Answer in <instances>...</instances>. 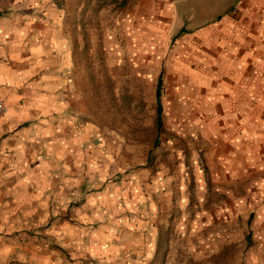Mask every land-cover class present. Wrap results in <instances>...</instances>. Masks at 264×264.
I'll list each match as a JSON object with an SVG mask.
<instances>
[{
    "label": "rangeland",
    "instance_id": "1",
    "mask_svg": "<svg viewBox=\"0 0 264 264\" xmlns=\"http://www.w3.org/2000/svg\"><path fill=\"white\" fill-rule=\"evenodd\" d=\"M129 1L120 8L98 0H0L1 17L56 18L66 5L81 89L77 120L64 134L0 141V264H9L10 235H23L30 213L46 202L48 219L81 217L88 225L92 217L109 233L117 227L123 239L134 236L135 245L156 253L154 264L248 262L245 238L261 200L249 193L250 179L234 177L233 163L217 154L222 108L213 104L208 113L203 104L205 70L216 74L208 62L219 53L215 44L206 50L197 34L180 32L213 19L174 17L170 28L166 17H131L138 1ZM9 44L17 47L16 40Z\"/></svg>",
    "mask_w": 264,
    "mask_h": 264
},
{
    "label": "crops",
    "instance_id": "2",
    "mask_svg": "<svg viewBox=\"0 0 264 264\" xmlns=\"http://www.w3.org/2000/svg\"><path fill=\"white\" fill-rule=\"evenodd\" d=\"M137 1L131 17H166L170 28L174 17L213 19L195 30L184 24L180 32L197 34L206 50L215 44L219 53L208 62L217 66L216 74L205 70L209 90L203 104L208 113L213 104L222 108L217 154L233 163L234 177L250 179L249 193L261 200L254 204V225L245 239L251 242L247 264H264V0ZM64 9L56 18L42 13L0 16V57L10 59L0 60V102L6 109L0 116V141L21 133L34 139L35 131L41 132L36 138L50 141L77 120L80 53L75 56L68 41ZM15 40L14 49L9 43ZM40 206L26 219L23 235H10L9 264H154L155 252L135 245L134 236L123 239L114 233L123 230L111 227L109 233L92 217L88 225L81 217L48 219V203ZM138 240L144 243L145 236Z\"/></svg>",
    "mask_w": 264,
    "mask_h": 264
},
{
    "label": "trees",
    "instance_id": "3",
    "mask_svg": "<svg viewBox=\"0 0 264 264\" xmlns=\"http://www.w3.org/2000/svg\"><path fill=\"white\" fill-rule=\"evenodd\" d=\"M103 5H114L118 6L120 8H124L127 5H129V0H98ZM1 16V12H0ZM162 85H163V75L162 73L159 74L157 81H156V90H155V129L157 132H159L162 128L163 121H162V104H161V95H162ZM157 140V139H156ZM157 144V141L156 143Z\"/></svg>",
    "mask_w": 264,
    "mask_h": 264
},
{
    "label": "built area",
    "instance_id": "4",
    "mask_svg": "<svg viewBox=\"0 0 264 264\" xmlns=\"http://www.w3.org/2000/svg\"><path fill=\"white\" fill-rule=\"evenodd\" d=\"M6 112L5 106L2 102H0V115H3Z\"/></svg>",
    "mask_w": 264,
    "mask_h": 264
}]
</instances>
